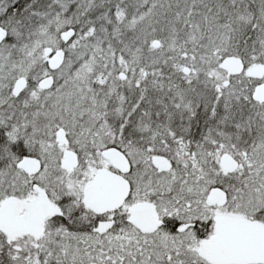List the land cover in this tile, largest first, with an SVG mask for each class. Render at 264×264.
<instances>
[{
  "label": "snow or ice",
  "instance_id": "1",
  "mask_svg": "<svg viewBox=\"0 0 264 264\" xmlns=\"http://www.w3.org/2000/svg\"><path fill=\"white\" fill-rule=\"evenodd\" d=\"M0 264H264V0H0Z\"/></svg>",
  "mask_w": 264,
  "mask_h": 264
}]
</instances>
